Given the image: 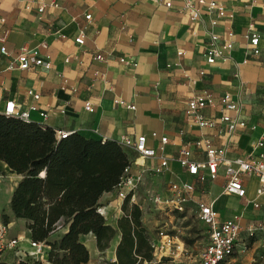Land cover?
<instances>
[{"label": "crops", "instance_id": "crops-1", "mask_svg": "<svg viewBox=\"0 0 264 264\" xmlns=\"http://www.w3.org/2000/svg\"><path fill=\"white\" fill-rule=\"evenodd\" d=\"M57 1L60 7L48 9L40 18L37 11L40 0H0V39H4L0 40V113L6 102L13 100L22 111L36 106L37 110L31 111L32 122L55 131L117 142L125 137L145 135L148 146L155 149L159 148L161 137H168V144L164 150H158L157 157L144 159L129 152L132 158L129 175L134 178L144 168L157 165L160 157L169 158V166L161 175L144 174L138 193H145L148 199L150 194L169 197L173 183L192 182L196 190L185 212L155 206L151 210L168 211L172 213L171 220L182 221L187 218L189 205L196 207L197 215L199 203H212L221 221L233 216L240 218L236 252L228 264H264V231L258 230L254 236L249 231L253 224H264V193L257 192L258 179L245 177L244 198L228 195L224 191L227 179L223 166L216 180L202 185L189 175L178 158L180 149L187 146L193 160L205 161L203 145L195 143L205 138L217 147H226L229 159L264 153V148L255 147L264 129V0H216L234 13L232 19H220L216 31L222 40L227 38L228 29L234 31L235 37L228 60H219L213 65L207 64L204 52L214 15L203 10V22L194 23L185 7L186 2L199 6L197 0ZM89 14L91 18L87 19ZM250 27L261 37L258 56L249 52L245 38ZM82 30H85V44L78 45L75 38ZM2 47H6L7 55L1 53ZM24 47L29 50L38 47L43 56L51 57L52 68L33 65L26 70L19 69L15 60ZM179 50L186 54L179 57ZM97 55L104 59L98 60ZM121 58L132 60L136 65L126 64ZM201 70L206 72L203 77L199 76ZM184 71L197 79L196 85H189ZM203 90L211 92L217 100L230 93L243 108L239 112L208 108L204 115L215 120L217 127L201 128L187 115V103L194 93ZM36 94L39 98H35ZM120 98L136 108L116 104L115 100ZM87 102L94 106V112L86 110ZM41 112L47 113V117L43 118ZM225 114L245 121L246 126L234 133L227 132L221 121ZM154 132L158 137L153 136ZM0 167L4 179L5 169H10L2 161ZM11 175L13 184L3 187L2 180L0 185V216L3 213L9 216V234L20 238L21 243L18 250L6 251L1 259L18 264L23 260V253L32 251L29 243L32 235L27 221L16 218L11 209L14 188L22 178L16 173ZM100 203L105 208L107 221L111 219L108 224L117 228V220L124 213L123 200L111 191L104 193ZM137 204L145 210L143 221L152 235L155 216L149 207ZM65 231L66 228L59 229L50 240H58ZM120 240L119 232L110 247L101 251L94 235L82 236L91 256L86 264L115 261ZM208 242L209 233L206 245ZM162 250L155 249L153 264H166L163 259L170 255H160ZM43 264L53 263L47 260Z\"/></svg>", "mask_w": 264, "mask_h": 264}, {"label": "trees", "instance_id": "trees-1", "mask_svg": "<svg viewBox=\"0 0 264 264\" xmlns=\"http://www.w3.org/2000/svg\"><path fill=\"white\" fill-rule=\"evenodd\" d=\"M130 153L117 141L86 138L72 133L59 140L53 128L0 113V161L21 175L11 209L27 221L32 240L50 246L53 264H86L90 251L82 236L94 235L104 251L121 233L116 260L102 264H153L154 238L143 221V209L125 199L117 228L100 213V199L114 191L131 165ZM9 223V216L2 215ZM61 228L65 233L51 241ZM0 264H10L2 261ZM18 264H43L22 260Z\"/></svg>", "mask_w": 264, "mask_h": 264}, {"label": "built area", "instance_id": "built-area-1", "mask_svg": "<svg viewBox=\"0 0 264 264\" xmlns=\"http://www.w3.org/2000/svg\"><path fill=\"white\" fill-rule=\"evenodd\" d=\"M199 6H195L192 3L186 2L185 7L188 9L191 20L195 23L203 22V13L205 10L212 13L214 17L210 19L211 30L208 31L209 43L205 48L204 57L209 65H213L219 60L226 61L230 57V53L234 48L235 33L232 29H228L227 38L222 40L221 35L216 31L219 25L220 19H232L234 13L229 12L227 8L216 0H197ZM170 5V3H168ZM60 4L57 0H40L37 8L40 18L43 14L52 8H58ZM27 9H31V6H27ZM87 19L91 18V15H86ZM3 22V20H2ZM245 38L249 42V52L255 56L261 54L260 41L261 37L256 33L252 27L245 33ZM4 41V39H0ZM75 42L78 45L85 44V30H82L75 38ZM1 53L7 55L6 47L1 48ZM186 54V51L179 50L178 56L182 57ZM98 60H103L102 55H97ZM122 62L129 65H136L132 60L126 58L120 59ZM69 61V59L67 60ZM15 63L17 67L22 70L29 69L31 66H41L49 70L52 68V60L50 56H43L38 47L29 50L26 47L22 48L18 53ZM178 65V64H176ZM171 67V65H169ZM12 68V66L10 67ZM206 74L205 70L199 72V76L203 77ZM184 78H186L189 85H196L197 79L192 77L188 71H184ZM35 98H39V95H35ZM116 104L121 106H127L130 109H135V105L127 104L123 99L115 100ZM86 110L94 112L95 108L90 103L85 104ZM223 109L227 111L239 112L243 105L241 102L233 99L230 93H226L217 100L214 95L203 90L194 93L187 103V115L189 118L196 122L201 128H216L217 122L212 119L206 118L204 111L206 109ZM37 107L33 106L29 111H22L18 108L15 101L10 100L5 104V108L2 114L9 117H17L26 122H32L31 111H36ZM43 118L47 117V113H40ZM221 121L225 123L227 132L234 133L239 127H245L246 122L239 118L232 117L230 115H222ZM59 140L67 138L72 133L69 131H56ZM180 135H184L181 131ZM154 137H158L157 133H153ZM169 139L166 136L161 137L160 146L158 149L149 147L147 144V138L145 135H141L137 138L125 137L118 143L127 149L129 152L136 153L141 158H153L157 157L158 150H164L168 144ZM196 144L203 145L207 159L203 162L193 160V153L189 147H184L179 151V161L187 168L189 175L195 177L200 184L205 185L209 181H214L219 175V169L221 166L225 168V177L227 183L225 186V193L228 195H235L240 198L246 196V189L244 187V179L248 176H255L260 187L258 188V194L264 193V153L251 157H237L234 159L228 158V150L226 147H217L213 144L211 139L196 140ZM256 148H264V129L261 132L259 139L255 143ZM132 165V162H131ZM131 165L126 169L125 176L121 183L114 189L118 199L123 200L128 197L131 198V202L135 203L139 186L143 180L145 173L149 172L154 175H161L169 166V158L160 157L159 163L150 168H144L138 177H131L129 175L131 171ZM3 180V171L0 167V185ZM172 194L169 197H162L157 194H150L149 200L155 207H162L169 211L176 213H183L186 211L187 204L191 200L192 194L195 192L196 187L192 182L184 181L180 183H173L171 185ZM123 205V204H122ZM258 206V205H256ZM101 214L105 216V208H99ZM198 218L208 226L209 242L203 248L199 255L200 264H228V261L236 252V243L241 231L239 216H233L225 221H221L218 211L214 208L212 203L201 202L197 208ZM264 231V224H253L249 227L250 236H254L256 231ZM10 226L3 219L0 218V258L8 250H18L21 239L12 238L10 236ZM161 237L160 241H154L155 249H171L173 245V238L164 231L159 232ZM32 251L22 254L23 260L29 261H47L48 251L50 246L45 242H38L35 240L29 241ZM25 256V257H24Z\"/></svg>", "mask_w": 264, "mask_h": 264}, {"label": "rangeland", "instance_id": "rangeland-1", "mask_svg": "<svg viewBox=\"0 0 264 264\" xmlns=\"http://www.w3.org/2000/svg\"><path fill=\"white\" fill-rule=\"evenodd\" d=\"M11 173L12 172H10L8 168L5 169L4 179L2 183L3 187H7L8 185H11L15 182L14 178H12L13 175H11ZM3 200H5V195L3 196ZM137 202L143 204V206L149 207L148 210L155 208L154 205H150L151 202L148 198H146L145 193H138V197L135 203ZM149 212L153 213L156 219V224L151 236L156 241L161 240V237L158 236V232L164 231L173 238L172 248L163 249L162 253H160V255H170L163 259V261H166V264H199V255L208 241V227L197 218L196 207L194 205H189L186 216L187 218L182 221L171 220L172 218L170 216L172 213L168 214V211L154 212L151 210ZM145 214L146 213L144 210L143 215ZM0 217L3 219L2 216ZM110 220L111 219H108V221ZM63 229L64 228H61L60 230ZM171 256H173L174 258H170ZM172 260L175 261L171 262Z\"/></svg>", "mask_w": 264, "mask_h": 264}]
</instances>
